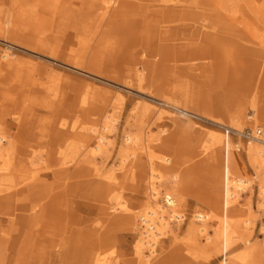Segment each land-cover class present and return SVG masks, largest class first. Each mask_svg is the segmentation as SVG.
Instances as JSON below:
<instances>
[{
  "label": "rangeland",
  "instance_id": "1",
  "mask_svg": "<svg viewBox=\"0 0 264 264\" xmlns=\"http://www.w3.org/2000/svg\"><path fill=\"white\" fill-rule=\"evenodd\" d=\"M0 63V264H142L149 168L177 205L144 264H264V0H0Z\"/></svg>",
  "mask_w": 264,
  "mask_h": 264
},
{
  "label": "bare ground",
  "instance_id": "2",
  "mask_svg": "<svg viewBox=\"0 0 264 264\" xmlns=\"http://www.w3.org/2000/svg\"><path fill=\"white\" fill-rule=\"evenodd\" d=\"M106 7H108L107 4H106ZM8 23L9 22L6 21V24H8ZM7 56H8L7 52H4L2 54V58H4V59H6ZM6 66H7L6 69L11 68L10 63H7ZM0 69H3L1 66V63H0ZM183 112L188 113L189 111L183 110ZM262 116L263 115H261L260 117H262ZM238 118L242 119V115L238 114L237 119ZM252 118H253V114H251L250 116H247V119H252ZM236 126L238 127V129H235V130L241 134L242 133L240 130L241 125L237 124ZM103 128L107 129L108 125L107 124L104 125ZM258 128L259 127L251 128V129H248L247 132H245V133L249 134L247 138H251V140H252V142H249L247 144L245 151H246V154H247L251 164H253L254 169L258 172L259 175H262V177L260 178V181H258L259 182L258 183V188H259V191H258L259 194L258 195L260 196V206L262 208H264V163H263L264 141L260 140L259 137L256 136V130ZM259 129H261V128H259ZM93 130L95 132L96 128L94 127ZM221 136L222 135L219 133L217 135H212L211 140L214 143H219V142H221ZM0 139H1V135H0ZM131 141H132L131 137L127 136L125 138V142L128 144H130ZM99 149L100 148H99L98 144L93 145L91 147V151L93 153L99 151ZM0 155H2L1 151H0ZM125 159L126 158H122V160H125ZM0 169H2V168L0 167ZM161 180H162V176L160 174H158L155 170H153L151 168L148 169L147 189H148V199L149 200L147 201L143 211L140 214H137V216L136 215L133 216V218L131 220V224L134 225V218L138 217V219H139L138 221L140 222L141 227H142L141 237L135 238L136 241L134 243V253L136 255V261H138L142 264H144L148 260H150L149 256H147L145 254V252L143 251L144 248H147L149 254L153 255V253L155 252L156 242L159 239L163 238L164 234L166 233L167 229L169 228L168 220L165 219L164 214L167 213L168 218L170 220V218L174 216L176 205H177L176 199L171 198V197L166 196L165 201H162V202H159L157 200L158 190H157L156 184H157V182H160ZM225 180H226V178H225ZM227 181H228V179L224 183L225 184V186H224V188H225L224 189V191H225L224 192L225 204H228L229 202L231 203L233 200H235V198L238 197L237 189L234 190L236 186L240 187L241 185H247L250 182L248 179H241V178H239L237 180L230 179V181H229L230 185H228L229 183H227ZM116 203H117L118 207H120L121 209L126 208L125 202L123 200L117 201ZM193 217H196L199 219L198 220L191 219L189 222L188 238H187L188 243L187 244L189 245V247H192V246L196 247V245L202 246L203 244L200 241V237L205 234V227L203 226L204 224H203L202 220L206 219L207 216L202 215L199 217V215H193ZM175 218L177 219V221H178V218L183 219L182 216H177ZM139 222H137V223H139ZM235 227L236 226L232 223V221H227L225 223V226L223 227V232H224V236L226 237L227 240H230L233 238L232 234L235 232ZM159 243H160V241H159ZM245 243H246V244H244V245H246L245 247L248 249V251L249 250L251 251L252 247L248 246V241H245ZM194 247H192V248H194ZM195 250H197V249H195ZM90 259L91 260H90V262H88V264L89 263L90 264H106L104 261L101 260V258L98 255H96V256L92 255L90 257Z\"/></svg>",
  "mask_w": 264,
  "mask_h": 264
},
{
  "label": "built area",
  "instance_id": "3",
  "mask_svg": "<svg viewBox=\"0 0 264 264\" xmlns=\"http://www.w3.org/2000/svg\"><path fill=\"white\" fill-rule=\"evenodd\" d=\"M243 135H245L246 137H248L249 134L244 133ZM256 136L259 137L260 140L264 141V131L262 129H257L256 130Z\"/></svg>",
  "mask_w": 264,
  "mask_h": 264
}]
</instances>
